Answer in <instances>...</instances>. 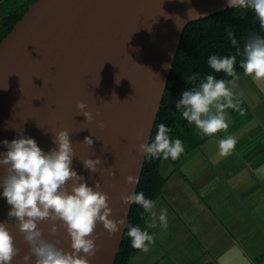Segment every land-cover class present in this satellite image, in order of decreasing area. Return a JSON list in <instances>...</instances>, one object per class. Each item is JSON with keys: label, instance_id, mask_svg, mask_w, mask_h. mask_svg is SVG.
Returning a JSON list of instances; mask_svg holds the SVG:
<instances>
[{"label": "water", "instance_id": "95a60500", "mask_svg": "<svg viewBox=\"0 0 264 264\" xmlns=\"http://www.w3.org/2000/svg\"><path fill=\"white\" fill-rule=\"evenodd\" d=\"M228 7V0H36L0 42V153L8 150L3 141L22 136L47 153L57 147L55 133L67 130L72 169L90 187L100 182L110 218L125 220L115 235L97 224L99 250L90 264L116 261L132 207L121 196L137 192L139 183L127 177L140 180L146 155L138 148L150 143L186 26ZM79 102L91 121L78 114ZM97 157L102 164L92 173L83 160ZM10 210L0 187V223L8 224L21 250L12 264H24L30 246ZM51 226L39 223L44 239L72 251L66 230L50 234Z\"/></svg>", "mask_w": 264, "mask_h": 264}, {"label": "clouds", "instance_id": "9594fccd", "mask_svg": "<svg viewBox=\"0 0 264 264\" xmlns=\"http://www.w3.org/2000/svg\"><path fill=\"white\" fill-rule=\"evenodd\" d=\"M228 6L253 10L260 28L264 29V0H228ZM228 36L236 46L233 32L229 30ZM237 55L242 56L239 66L244 76L264 86V36L253 34L245 43L243 51L236 47V55H211L208 58V65L214 72H222L232 79H217L214 75H207L198 86L184 91L176 103L180 116L189 124L194 123L210 138H215L220 132L227 133L231 120L227 110H235L241 116L245 114L241 107L242 94L235 90V81L240 78L236 72ZM198 78V75L190 77L192 81ZM77 108L80 110L78 114H83L86 120L93 119L92 113L85 111L87 105L84 102H79ZM100 126H104L103 121ZM157 127L154 141L141 143L138 151L153 158L178 160L185 153L183 142L178 138H170L172 129L165 124L161 123ZM3 143L8 150L0 153V168L6 170V175L0 178V187L11 206L9 218H15L19 232L30 246L28 254L23 256L24 264H30L33 256L36 258L35 264H90L88 258L94 257L99 250L96 244L98 234L95 232L97 224L102 223L104 229L115 235L125 225V220L110 218L112 208L109 206V196L100 190V182L90 187L85 178L72 169L75 151L70 133L67 130L55 133L54 143L57 147L47 153L33 138L22 136ZM83 143L91 146L94 141L85 137ZM237 143V138L232 135L219 139L218 155L227 157L234 154ZM83 164L86 169L96 173L102 161L99 157L88 158L83 160ZM111 174L115 175L114 172ZM127 183L136 185L139 178L130 175ZM121 199L125 205H140L143 208L142 217L151 219L149 227L156 226V201L146 198L143 192L131 195L124 193ZM158 219L166 228L165 209L160 210ZM43 221L52 223L50 234H56L60 228L66 230L71 239L72 251L66 252L57 246V242L44 239L43 230L38 227ZM127 235L131 239V247L145 253L155 243V236L139 226L129 225ZM20 251L8 224L0 223V264H12Z\"/></svg>", "mask_w": 264, "mask_h": 264}, {"label": "crops", "instance_id": "0c3cea01", "mask_svg": "<svg viewBox=\"0 0 264 264\" xmlns=\"http://www.w3.org/2000/svg\"><path fill=\"white\" fill-rule=\"evenodd\" d=\"M238 75L245 114L227 110L230 127L215 138L191 124L201 144L179 163L163 160L156 226L146 221L155 243L130 264H264V86ZM226 135L238 143L234 154L220 157L218 141Z\"/></svg>", "mask_w": 264, "mask_h": 264}, {"label": "trees", "instance_id": "16d2710c", "mask_svg": "<svg viewBox=\"0 0 264 264\" xmlns=\"http://www.w3.org/2000/svg\"><path fill=\"white\" fill-rule=\"evenodd\" d=\"M35 1L0 0V42ZM229 30L233 32L237 40L236 46L232 44L228 36ZM253 34L264 36V29L260 28L255 13L251 9L228 7L192 21L186 26L150 140V143L154 141L159 124L163 123L171 128L170 138L180 139L185 147V153L178 160L173 161L174 163H179L187 152L201 144L191 124L183 119L176 109V103L182 97V93L198 86L200 80L207 75H214L217 79H231L222 72H214L208 65V58L211 55L228 57L236 55V47L243 51L245 43ZM241 59L242 56L237 55V74L243 71L239 66ZM197 75L199 78L196 81L190 79ZM163 160L146 155L137 193L143 192L146 198L155 201L165 180L161 174ZM142 214L143 208L132 204L129 221L114 264H130L132 257L140 251L131 247V239L127 232L129 225L148 230L147 218L142 217Z\"/></svg>", "mask_w": 264, "mask_h": 264}]
</instances>
